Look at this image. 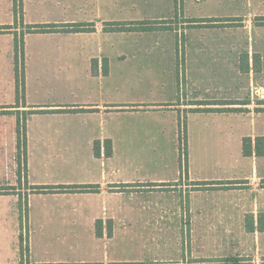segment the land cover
I'll list each match as a JSON object with an SVG mask.
<instances>
[{"label": "crops", "instance_id": "obj_1", "mask_svg": "<svg viewBox=\"0 0 264 264\" xmlns=\"http://www.w3.org/2000/svg\"><path fill=\"white\" fill-rule=\"evenodd\" d=\"M182 6L184 20L211 21V27L104 30L111 23L159 26L174 16L176 0H22L23 29L84 25L92 31L23 37L24 108L16 110L41 113L27 116L20 189L13 183L16 119L0 115V264H177L183 244L190 250L186 262L232 257L264 264V231H258L264 156L242 155L243 138L264 139V0H182ZM238 18L240 33L224 26ZM15 31L0 35L8 44L0 55L11 69ZM198 102L247 104L193 105ZM223 108L238 112H201ZM182 122L186 175L177 148ZM233 182L235 188H226ZM195 183L211 185L194 190ZM57 186L97 191L30 189ZM246 218L253 232L246 231ZM82 229L93 242L87 262ZM117 243L154 251L149 260L131 252L112 261Z\"/></svg>", "mask_w": 264, "mask_h": 264}, {"label": "trees", "instance_id": "obj_2", "mask_svg": "<svg viewBox=\"0 0 264 264\" xmlns=\"http://www.w3.org/2000/svg\"><path fill=\"white\" fill-rule=\"evenodd\" d=\"M13 2V15L17 21L19 18L20 26H22V0H12ZM19 9V13H18ZM261 20V19H260ZM264 20V19H262ZM17 21V23H18ZM211 22V21H208ZM17 23L15 22L13 26H0V35L9 34L10 31H15L18 29ZM149 23L145 22H136V23H111L108 24L104 29L107 32H145L153 30L152 27H147ZM264 26V23H262ZM92 29L86 28L84 25H65V26H56V25H34V26H25L24 30L17 34L16 31L13 32L14 37V82H15V99L16 103L12 107H0V115H14L16 119V163H17V176L21 180V169L25 166L26 161V120L27 116L32 114H39L41 111H29V112H20L17 111L21 105L24 108V63H23V37L26 34H43V33H78V32H91ZM245 102H198L194 103L195 106H233V105H246ZM9 109H12L10 111ZM199 112V109L196 110ZM201 112H238V109H203ZM179 167L181 174L186 175L187 172V145H186V129L185 122L180 124L179 129ZM100 143L95 142L93 144V154L95 157H99V147ZM104 145V156L106 158L111 157L112 155V146L110 140H106L103 143ZM253 145V147H252ZM242 155L244 157H262L264 156V139L262 137H256L251 139L249 137L242 139ZM228 187L226 188H235L238 183H227ZM211 185L210 183H195L193 184L194 190L205 189V186ZM34 193H87V192H96V186H57V187H31L30 188ZM14 189H12L13 191ZM245 228L247 232H253L252 227L246 218ZM258 231H264V215H260L258 221ZM96 236H100V230L96 228ZM21 243V238H20ZM224 264H240L238 258H226L222 260Z\"/></svg>", "mask_w": 264, "mask_h": 264}, {"label": "rangeland", "instance_id": "obj_3", "mask_svg": "<svg viewBox=\"0 0 264 264\" xmlns=\"http://www.w3.org/2000/svg\"><path fill=\"white\" fill-rule=\"evenodd\" d=\"M12 12H13V2H12ZM183 6H182V0H176V7H175V13L174 16L167 21H163L160 23L159 26H153L152 24L147 25V27H152L153 29L157 28V29H165V30H180L183 32L184 29H194V30H200V29H205V28H210L211 24L208 21H202V20H198V19H193V20H184L183 19ZM18 13H19V9H18ZM196 14V13H194ZM31 18H33L34 14L30 13ZM28 19V16H27ZM19 20V18H17V21ZM232 20V19H231ZM15 16L11 14V5H10V1L9 0H0V25H4V24H9L12 23V25H14V23L16 22ZM242 21L241 18L235 19L233 20V22L228 25L227 23L224 25L226 28H230V29H236L239 31V33L241 32L240 27H242V23H240ZM254 23L252 25H255V21H253ZM22 24H23V20H22ZM158 24V23H157ZM17 26L20 27V22L18 21ZM22 26L19 28V33H21L22 30ZM184 38L181 36L178 41L180 42V45L184 44ZM193 41H201L202 39L200 37H193L192 38ZM14 46V45H13ZM0 47L4 49L8 47V44L6 42V40L0 38ZM0 57L2 58L0 60V105H9L11 103H16V99L15 97L13 98V95L15 96V93L13 92V87L15 85V82H13L14 79V60L12 63V69L10 64H8V62L4 59L6 57V55H0ZM12 81V83H11ZM257 99V98H255ZM255 104L258 103L256 100ZM178 157H179V139H178ZM13 183L17 186V188H21L22 185H24V183H22L21 180L18 179V176L16 177V180L13 179ZM26 186V185H24ZM25 189H27V187H25ZM188 231H182L183 235L184 233ZM184 242V240H183ZM88 237H87V231L86 229H82L81 230V260L82 262H87V260L89 259V254H90V249L91 246H93ZM199 250V247H198ZM197 250V252H198ZM154 251V248L152 247V245H135V246H125V245H121L119 243H117L116 245L112 246V249H110V255L112 254V256L110 257L112 261H117V262H122V259H125L127 257H129L132 253L134 254H138V256L140 258H143L145 260H149L151 257V252ZM181 251V252H180ZM23 250H21L20 254H19V260L23 258ZM180 253H183V256H180ZM162 253L160 252H155V259H160ZM184 254L189 255L190 254V250H189V246H182L181 250H178V258H177V264H202L201 261L193 259L190 260L188 259V261H185L184 258ZM180 258L182 259V261L180 262ZM85 260V261H84ZM224 260V259H222ZM221 259H210L208 264H224L222 263ZM240 262L242 261L241 259H239ZM23 260L21 261L22 264ZM150 264H169L168 262H159V261H155L152 262ZM204 264H206L204 262ZM241 264V263H240Z\"/></svg>", "mask_w": 264, "mask_h": 264}]
</instances>
